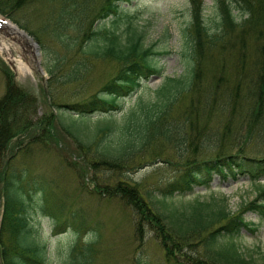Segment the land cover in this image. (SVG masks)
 <instances>
[{
    "label": "trees",
    "instance_id": "obj_1",
    "mask_svg": "<svg viewBox=\"0 0 264 264\" xmlns=\"http://www.w3.org/2000/svg\"><path fill=\"white\" fill-rule=\"evenodd\" d=\"M68 1L77 4V0ZM79 1L81 7L77 9L64 4L60 6L57 17L59 23L53 32L61 48H54L52 51H59L63 47L71 48L78 43L77 56L110 55L118 63L117 71L97 92L78 103L59 104L43 90L50 110L39 116L38 98L17 84L8 67L3 70L5 89L0 96V200L3 201L0 213V264H53L47 257L45 245L40 244L35 236L32 222L34 213L49 217L55 232L63 227H72L78 233L83 229H90L87 233L98 235L96 226L99 225H93L94 229L86 219V204L80 201L82 208L73 209L69 198L45 175L28 168L18 171L12 167L16 150L23 147L22 139L28 138L26 146L35 142L46 148L49 139L58 145L53 124L61 115L73 122L93 114L114 113L120 108L119 99L131 95L143 79L161 72L156 64V57L167 51L154 50L153 45L144 46L143 35L135 28L133 30L132 24L126 29L129 34H118L121 38L116 37L118 41L112 38L111 30L95 28V23L99 20L121 18L124 10L121 3H130L132 0H104L95 18L90 21L92 24H88L90 27L84 30H81V26L84 25L82 20L89 16L84 7L88 5V0ZM215 1L220 20L213 27L216 30L210 32L211 27L202 14L203 1L191 0L192 21L186 27L191 51L189 55H184L187 58V75L178 78L166 76L160 86L153 90L152 100L137 101L139 111L131 109L122 116L123 122L118 126L113 127V122H110L98 129L97 133L117 131L115 141H104V137L97 134L96 140L89 143L81 135L73 133L69 124H61L79 147L91 148L96 152L91 155V159H86L81 164L83 183L90 180L94 195L98 198L117 199L129 208L135 215V232L141 234L147 227L159 241L166 260L171 258L177 264H264V250L255 258L250 254L245 255L234 243L227 242L238 235L242 228L251 231L258 228V224L245 219L246 211L256 212L264 218V184H261L264 180V155L248 153L244 145L235 152L223 151L222 148L200 151L189 143L186 132L187 124L192 127L193 120L200 114L208 111L210 117L213 111L214 105H210L214 103V99L201 100L188 96L199 88L206 56L215 55L216 63L211 65L217 67V70L210 73L215 89L218 90L223 83L224 86L232 85L229 78L225 79L220 75L226 69L221 63L227 55L224 50L236 48V42L229 46L223 45L233 39L242 40L244 43L241 48H245L235 56L241 61L240 69L238 72L231 71L229 76H241L243 73L254 75L255 87L250 88V92L246 94V98L251 101L247 106L248 116L256 118L264 109V0ZM32 2L33 0H0V13L10 17ZM233 9L240 11V17L246 16L236 20ZM70 29H75L80 38H67V31ZM252 30L256 33L253 52L257 57L255 68L247 69L243 66L246 62L245 51H248L245 44L247 38L235 37ZM72 39H75L74 42L70 41ZM248 66L252 67V62ZM56 67L57 64L47 70L49 86L57 81ZM81 72V69L73 68L68 77H76ZM252 79L249 80L251 84ZM182 98H188L186 106L180 113L174 114L173 107ZM229 104L231 108L234 107L231 97L224 103V107ZM228 128L229 120L224 125V131ZM13 140L16 144L11 148ZM208 141L212 145L210 137ZM206 142L207 138H203V146H207ZM166 145L173 149L174 156L171 159L163 158L160 152ZM132 156L137 162L155 161L156 156H160L162 161L153 163L167 164L171 175L167 179H156L154 189L143 188L137 182L118 177L117 171L121 167H129L127 164ZM73 162L77 160L71 164ZM98 164L104 173L87 176L85 169L92 167L94 173ZM216 177L223 184L248 179L254 186V198L244 202L235 212L227 208L223 199L219 200L221 203L215 200L196 201L186 209L171 204L177 195L192 193L195 188L200 187L209 189ZM56 192L61 195L58 196ZM98 239L99 235L87 244L76 242L70 247L69 264H90L98 253ZM177 256L186 260L178 259ZM133 264L149 263L135 259Z\"/></svg>",
    "mask_w": 264,
    "mask_h": 264
},
{
    "label": "rangeland",
    "instance_id": "obj_2",
    "mask_svg": "<svg viewBox=\"0 0 264 264\" xmlns=\"http://www.w3.org/2000/svg\"><path fill=\"white\" fill-rule=\"evenodd\" d=\"M104 0H88V5L84 7L88 10L89 16L85 18L81 30L88 29L90 21L95 18L96 12ZM204 3V16L208 20H215L216 15L219 20L218 11H213L215 0H202ZM80 8V1L77 4L68 0H33L30 5L23 6L9 18L10 22L22 29L30 42H36L40 57L34 54V49L22 38L11 35L9 32L0 30V96L5 89V76L3 70L8 67L14 74V79L21 87L32 92L38 98V115L47 113L50 110L46 95L53 97L52 100L59 104L78 103L86 97L97 92V90L117 71V61L110 55L77 56L78 43L71 48L52 51L54 48H61L55 33L54 27L58 22V10L60 6ZM124 7L121 18L109 17L104 21H98L95 27H107L111 29V36L114 40L121 39L118 34L127 35L126 30L132 24L133 30L143 35L144 46H154V50H165L166 53L156 57V64L161 69L160 74H154L148 80H142L141 85L131 95L119 99V110L114 113L93 114L82 117V119H72L61 115L59 120H54V130L58 136V145L54 140H48L46 148L41 147V143H32L26 146L27 139L23 138L21 150H16V155L12 159V167L18 171L28 168L35 173H41L54 182L65 196L69 198L71 208H82L80 201L88 206L84 209L90 226H96L98 231L97 254L90 264H133L135 259L149 264H177L175 260L168 261L164 257V251L159 245V241L154 238L151 231L145 228L141 234L135 232V215L121 201L117 199L98 198L94 195L90 180L81 179V164L86 159H91V155L96 152L94 149H83L78 146L73 136L63 127L70 125L71 131L84 137L87 142L92 143L98 136H103L104 141L111 139L115 141L118 136L117 131H101L98 129L105 124L113 122V127L123 122L122 116L131 109L139 111L136 107L137 101L145 102L152 100L154 91L160 86L166 76L181 77L186 74L187 58L189 55L190 38L186 27L191 18V0H132L130 3H121ZM76 10H73L75 12ZM232 12L240 19L237 9ZM3 16V14L0 13ZM8 16V14H5ZM67 16V15H65ZM117 19L114 23V20ZM80 22V21H78ZM129 22V23H128ZM77 23V22H76ZM128 23V24H127ZM191 27V26H190ZM135 28V29H134ZM247 38L246 62L243 66L247 69L255 68V58L257 54L253 52L256 33L254 30L238 34L235 38ZM38 37V38H37ZM118 37V38H116ZM67 38H80L75 29L67 31ZM111 38V37H110ZM75 39L70 41L74 42ZM236 42V48L224 50L227 54L221 63L225 65L222 71L223 78L231 80V86H222L215 89L210 73L216 72L217 67L211 65L216 63L215 55L206 56L203 60L202 78L199 88L195 92H190L188 96L200 98L201 100H215L210 106L213 111L209 117V112L205 111L193 120L192 127L186 125V132L189 136V143L197 147L200 151L230 150L235 152L239 147L245 146V150L252 154L264 155V109L262 113L254 118L248 116V105L251 102L246 98L250 88L255 87L256 78L250 73H243L241 76H229L231 71L238 72L241 61L235 57L241 50L244 43L242 40L233 39L223 46H229ZM252 46V50H251ZM220 47H222L220 45ZM86 48V46H85ZM57 52V54H55ZM187 53V54H186ZM40 60L44 70H38L35 60ZM57 60V62L55 61ZM252 62V67L248 66ZM56 67V79L53 84H48V68ZM235 64L236 66H233ZM81 69V73L73 78H69L71 69ZM247 72V71H246ZM254 77L255 79H252ZM252 79V84L249 80ZM224 81V79H223ZM232 90V91H230ZM243 96V97H242ZM153 97V98H152ZM231 97V105L224 107V103ZM188 98H182L173 107V113H180L186 106ZM136 107V108H135ZM60 113V112H59ZM110 114V116H105ZM229 120V128L224 131V125ZM63 125H62V124ZM208 137L213 141L209 145ZM207 138V146H203L202 140ZM12 141L11 148L15 145ZM25 145V146H24ZM60 148V149H59ZM163 158H173L174 152L171 146L166 145L160 150ZM80 155V156H79ZM77 160V162L72 161ZM161 160L156 156L155 161L140 160L137 162L133 156L129 158V167L120 168L117 171L118 177H125L128 180L137 182L143 188H155L156 179H167L171 175L169 166L165 163H153ZM162 161V160H161ZM87 176H95L104 173L98 164V169L94 172L92 167L85 169ZM105 176V175H104ZM90 177V176H89ZM88 177V178H89ZM92 178V177H91ZM264 184V180L261 181ZM58 196L61 193L56 192ZM255 196L254 186L248 179H240L238 182L220 183L218 178H214L209 189L195 188L192 193L177 195L171 204L178 208H188L196 201H211L223 199L230 211H237L244 202L253 199ZM3 201L0 200V213ZM84 206V205H83ZM244 217L247 221L258 224L255 231L242 228L240 233L228 243H234L245 255L259 257V252L264 250V218L256 212L246 211ZM34 223L35 236L40 244L46 247L47 257L53 264H69V249L76 242L87 244L97 236L86 229L78 233L72 227H63L59 232L53 230L52 220L47 216H40L34 213L32 219ZM94 228V227H93ZM95 229V228H94ZM140 239V240H136ZM185 251L188 252L187 249ZM189 253V252H188ZM178 259L183 261L186 258Z\"/></svg>",
    "mask_w": 264,
    "mask_h": 264
},
{
    "label": "bare ground",
    "instance_id": "obj_3",
    "mask_svg": "<svg viewBox=\"0 0 264 264\" xmlns=\"http://www.w3.org/2000/svg\"><path fill=\"white\" fill-rule=\"evenodd\" d=\"M2 29L6 32H9V34L11 35H17L18 37L22 38L24 42H26L29 46L32 47V43L28 40L25 33L21 31L16 25L8 21L4 16L0 15V30Z\"/></svg>",
    "mask_w": 264,
    "mask_h": 264
},
{
    "label": "water",
    "instance_id": "obj_4",
    "mask_svg": "<svg viewBox=\"0 0 264 264\" xmlns=\"http://www.w3.org/2000/svg\"><path fill=\"white\" fill-rule=\"evenodd\" d=\"M33 45H34V47H36V44L35 43ZM36 53L38 54V52H36ZM38 56H39V54H38Z\"/></svg>",
    "mask_w": 264,
    "mask_h": 264
}]
</instances>
